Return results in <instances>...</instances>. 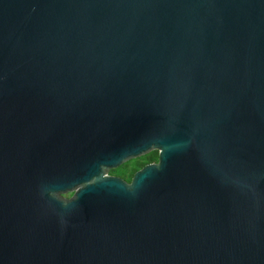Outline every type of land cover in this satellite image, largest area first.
Masks as SVG:
<instances>
[{
	"label": "water",
	"instance_id": "95a60500",
	"mask_svg": "<svg viewBox=\"0 0 264 264\" xmlns=\"http://www.w3.org/2000/svg\"><path fill=\"white\" fill-rule=\"evenodd\" d=\"M0 264H264V0H0Z\"/></svg>",
	"mask_w": 264,
	"mask_h": 264
},
{
	"label": "trees",
	"instance_id": "16d2710c",
	"mask_svg": "<svg viewBox=\"0 0 264 264\" xmlns=\"http://www.w3.org/2000/svg\"><path fill=\"white\" fill-rule=\"evenodd\" d=\"M155 158H156V152L154 150L152 151L150 150L145 154L127 160L123 164L126 165L128 163L129 167L125 168L124 170L120 171L117 174L123 178L128 179L133 171H136L139 167L145 165L150 161H153Z\"/></svg>",
	"mask_w": 264,
	"mask_h": 264
},
{
	"label": "flooded vegetation",
	"instance_id": "af4514ba",
	"mask_svg": "<svg viewBox=\"0 0 264 264\" xmlns=\"http://www.w3.org/2000/svg\"><path fill=\"white\" fill-rule=\"evenodd\" d=\"M155 152H156V158H157V150H155V149H153ZM152 151V150H151ZM156 158L153 160V161H150V162H148V163H155L157 160H156ZM130 159H132V158H130ZM130 159H128V160H130ZM127 161V160H126ZM125 161V162H126ZM125 162H123V163H125ZM120 164L119 166H117L116 168H110V169H108V170H106V172H105V175H110V176H116V177H119V178H121L122 180H124L125 182H129L130 181V177H131V175H130V177L128 178V179H126V178H123V177H121L120 175H118L117 173H119L120 171H122V170H124L125 168H127V167H129V164L127 163L126 165H124V164ZM148 163H146V164H148ZM142 167V166H141ZM140 168V167H139ZM138 168V169H139ZM133 172H135V171H133ZM132 172V173H133ZM70 194L71 193H68V195H67V197L68 196H70Z\"/></svg>",
	"mask_w": 264,
	"mask_h": 264
},
{
	"label": "rangeland",
	"instance_id": "374dc122",
	"mask_svg": "<svg viewBox=\"0 0 264 264\" xmlns=\"http://www.w3.org/2000/svg\"><path fill=\"white\" fill-rule=\"evenodd\" d=\"M67 195H68V193H66V194H62V196H64V197H67Z\"/></svg>",
	"mask_w": 264,
	"mask_h": 264
}]
</instances>
